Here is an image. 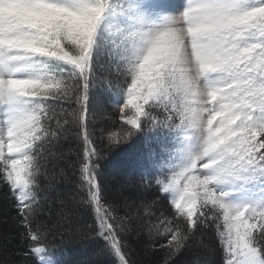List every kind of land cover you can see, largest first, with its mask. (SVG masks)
I'll return each instance as SVG.
<instances>
[{
    "label": "snow or ice",
    "instance_id": "snow-or-ice-1",
    "mask_svg": "<svg viewBox=\"0 0 264 264\" xmlns=\"http://www.w3.org/2000/svg\"><path fill=\"white\" fill-rule=\"evenodd\" d=\"M0 192V264H264V0H0Z\"/></svg>",
    "mask_w": 264,
    "mask_h": 264
},
{
    "label": "trees",
    "instance_id": "trees-1",
    "mask_svg": "<svg viewBox=\"0 0 264 264\" xmlns=\"http://www.w3.org/2000/svg\"><path fill=\"white\" fill-rule=\"evenodd\" d=\"M109 112L114 113L115 109L110 108ZM65 147H68V145H65ZM139 151H140V144L137 142V143H133L130 145H125L122 150H118L114 153H111L108 157L105 158L103 173L105 172V167L110 166L112 164L113 165L111 166V168L113 170H115L112 181H109L105 176H103V185L105 188V194L109 198L110 201L119 198L120 195L124 191L122 190L120 192V194H118V195H113L110 193L109 189L107 188L108 183L113 184L115 181L121 182L122 180H124V177L126 179L128 178V174L133 171V169L129 167V161L135 159L137 157ZM120 157H121V160L117 159ZM116 163L120 166L117 169H116V167H117ZM119 163H121V164H119ZM60 167H64L65 172L68 173L69 178L71 179V169H69L68 167H65L62 162L60 164ZM118 169H120V170H118ZM72 186H73V188H71ZM71 189H73V190H71ZM61 191L66 196H71L75 192V187L71 183H69L67 185H61ZM125 191H126V189H125ZM148 194L151 195L152 193H148ZM80 212H81V218L83 220L90 222V213H88L86 210H80ZM9 214L14 215V212L9 211V206L7 204V201L4 199L3 193L0 192V236H3V235H5L8 232L13 230L10 223H4L3 222L6 218V216ZM207 238L213 242V247L215 248L216 247L215 239H214L215 237L213 236V234L208 233ZM129 242L131 244L132 259L135 262V264H151V262L153 261L154 258L150 254H147L144 251L142 241H138L134 237H129ZM95 248H97V246H94V244H92L91 242L85 241L84 243L79 245V248L77 250V253H75V255L86 257L87 255H90L92 250ZM196 252H197V249H196V247H194V253H196ZM216 255H217V259L215 261L218 264L220 257H219L217 252H216ZM192 258H193L192 254H189L184 259L190 260ZM13 259L17 260V259H19V256H14ZM98 259H99L100 264H110L112 258H109V259L103 258L102 259L99 257Z\"/></svg>",
    "mask_w": 264,
    "mask_h": 264
},
{
    "label": "rangeland",
    "instance_id": "rangeland-1",
    "mask_svg": "<svg viewBox=\"0 0 264 264\" xmlns=\"http://www.w3.org/2000/svg\"><path fill=\"white\" fill-rule=\"evenodd\" d=\"M117 159H119V160H121V157L120 158H117ZM119 164H121V163H119ZM113 165V164H112ZM112 165H110V166H107V167H105V172L103 173V176H105L109 181H112L113 180V175H114V171L115 170H113L112 168H111V166ZM116 165H117V167H116V169L117 168H119L120 166L116 163ZM118 170H120V169H118ZM126 178L124 177V180H125ZM124 180H122L121 182H119V181H115L113 184H109L108 183V189H109V191H110V193L111 194H113V195H118V194H120V192L123 190V191H125V188H123L122 187V185H123V183H124ZM112 183V182H111ZM71 188H73V186L71 187ZM71 190H73V189H71ZM214 236V235H213ZM215 239V238H214ZM88 242V241H87ZM93 244V243H92ZM94 246H97V244H94ZM195 247V246H194ZM214 248V247H213ZM196 249H197V252H196V254L198 255L199 254V248H197L196 247ZM217 253H218V255H219V251L217 250L216 251ZM219 257H220V255H219ZM100 258H106V259H109V258H111V257H108V256H101ZM209 259H211V260H213V261H215L216 259H217V255L215 254V255H210L209 257H208Z\"/></svg>",
    "mask_w": 264,
    "mask_h": 264
}]
</instances>
